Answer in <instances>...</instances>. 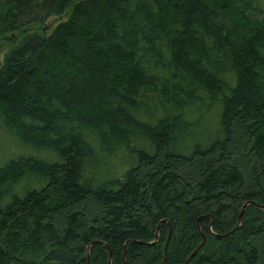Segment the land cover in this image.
<instances>
[{"label":"trees","instance_id":"trees-1","mask_svg":"<svg viewBox=\"0 0 264 264\" xmlns=\"http://www.w3.org/2000/svg\"><path fill=\"white\" fill-rule=\"evenodd\" d=\"M2 41L0 264H264V0H0Z\"/></svg>","mask_w":264,"mask_h":264},{"label":"rangeland","instance_id":"rangeland-1","mask_svg":"<svg viewBox=\"0 0 264 264\" xmlns=\"http://www.w3.org/2000/svg\"><path fill=\"white\" fill-rule=\"evenodd\" d=\"M67 17V14H64L62 16H55L50 18L47 25H53L56 24L58 21L63 20ZM8 44L4 41L0 42V64L2 63L3 55L5 54L6 50H8ZM218 129V121L214 120L213 115L209 114L206 115L205 118L200 122V126L195 129L196 132V138L199 141L208 142L209 139L215 138L216 131ZM200 139H199V138ZM119 157V158H118ZM109 162V165L103 166L100 165L99 169L96 171L97 179L104 180L107 178H111L114 176H118L119 172L125 167L130 160L126 156H118ZM130 166V165H129ZM125 168L123 172L129 168ZM159 239V238H158ZM168 242V239H167ZM204 243V241L202 242Z\"/></svg>","mask_w":264,"mask_h":264},{"label":"water","instance_id":"water-1","mask_svg":"<svg viewBox=\"0 0 264 264\" xmlns=\"http://www.w3.org/2000/svg\"><path fill=\"white\" fill-rule=\"evenodd\" d=\"M248 203H252V201H250V202H248ZM246 205H247V203H245L244 207H245ZM244 207H243V208H244ZM262 208L264 209L263 206H262ZM158 236H159V233L157 232V238H158ZM168 242H169V240H168ZM168 242H167V244H166V248H167ZM202 245H203V243H201V244L199 245V247L202 246ZM199 247H198V248H199ZM197 250H198V249H196V250L194 251V253H195ZM194 253H193V254H194ZM193 254H192V255H193ZM110 256H112V254H111V250H110ZM109 264H111V260H110V263H109Z\"/></svg>","mask_w":264,"mask_h":264}]
</instances>
